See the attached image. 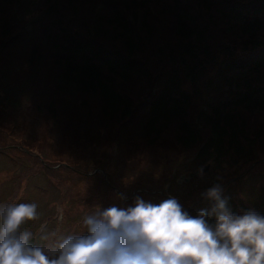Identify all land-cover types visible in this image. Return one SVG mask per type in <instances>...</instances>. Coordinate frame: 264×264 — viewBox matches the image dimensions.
Listing matches in <instances>:
<instances>
[{
  "label": "trees",
  "instance_id": "16d2710c",
  "mask_svg": "<svg viewBox=\"0 0 264 264\" xmlns=\"http://www.w3.org/2000/svg\"><path fill=\"white\" fill-rule=\"evenodd\" d=\"M117 1L84 8L83 0H49L24 18L16 11L20 0H0V128L27 150L34 143L57 151L99 146L121 134L147 148L196 146L194 170L211 165L200 184L205 192L221 185L212 172L224 162L260 161L254 153L264 147V0H128L129 11ZM62 9L69 12L56 13ZM163 29L170 35L161 36ZM215 69L231 72L229 96L198 102L200 80ZM223 197L233 214L264 216L261 197L241 213L229 194ZM197 201L182 210L193 217L210 211L205 195ZM29 243L39 242L31 236Z\"/></svg>",
  "mask_w": 264,
  "mask_h": 264
},
{
  "label": "rangeland",
  "instance_id": "374dc122",
  "mask_svg": "<svg viewBox=\"0 0 264 264\" xmlns=\"http://www.w3.org/2000/svg\"><path fill=\"white\" fill-rule=\"evenodd\" d=\"M127 1L117 2L129 11ZM101 2L106 3V0H83L84 8L89 3L99 8ZM48 3L49 0H26L18 13L28 18L33 7L46 8ZM80 3L81 0H78V6ZM150 7L155 13L154 6L150 4ZM68 12L67 9L56 11L62 15ZM127 20L134 25L129 16ZM166 29H163L161 36L170 35L165 32ZM105 39L107 43L110 42V39ZM149 43L155 45L158 42L153 40ZM230 74L228 71L211 70L198 84L204 99H194L202 103L207 100L213 105L226 99L229 96L226 76ZM192 85L187 81L186 90ZM48 140L45 139V142ZM112 142L99 146L80 143L76 148L67 147V151L34 143L31 150H27V147L18 148L15 138L0 128V210L12 204L35 203L37 218L25 222L21 230L29 231L32 236L38 234L39 243L36 246L51 256L62 238L86 234L84 220L96 214L99 208L134 206L137 197L158 204L169 199L161 190L168 185L171 176L177 177L194 170V164L189 162L196 153V146L185 149L166 144L147 148L138 141L132 143L127 140L124 134L115 143ZM50 143L54 144L53 140ZM60 146L64 147L62 144ZM42 152L44 158L39 157ZM254 157L260 158V161L239 165L224 162L212 172L221 178L223 195L232 197L240 213L260 197L264 199V147L255 152ZM58 158L66 160L68 166L59 165ZM207 163L210 162L198 165L197 169ZM209 167L211 171V165ZM199 175L201 179L191 177V181L187 180L184 182L186 185L180 188L176 187L174 181L171 184V194H177V201L185 211H190L197 199L206 193L200 187L202 183V187L205 185L204 173Z\"/></svg>",
  "mask_w": 264,
  "mask_h": 264
},
{
  "label": "clouds",
  "instance_id": "9594fccd",
  "mask_svg": "<svg viewBox=\"0 0 264 264\" xmlns=\"http://www.w3.org/2000/svg\"><path fill=\"white\" fill-rule=\"evenodd\" d=\"M205 196L212 207L196 217L175 198L99 208L85 218L86 234L62 238L51 256L20 230L37 218V205H8L0 210V264H264V216L233 214L219 184Z\"/></svg>",
  "mask_w": 264,
  "mask_h": 264
},
{
  "label": "water",
  "instance_id": "95a60500",
  "mask_svg": "<svg viewBox=\"0 0 264 264\" xmlns=\"http://www.w3.org/2000/svg\"><path fill=\"white\" fill-rule=\"evenodd\" d=\"M207 167H208V165L204 166L202 168V172H206L207 171ZM197 173H198V171L191 172V173L188 174L187 177H180V179H183L184 181H187L189 177H192V176H194Z\"/></svg>",
  "mask_w": 264,
  "mask_h": 264
},
{
  "label": "bare ground",
  "instance_id": "6f19581e",
  "mask_svg": "<svg viewBox=\"0 0 264 264\" xmlns=\"http://www.w3.org/2000/svg\"><path fill=\"white\" fill-rule=\"evenodd\" d=\"M209 168H210V167H209ZM207 175H208V174H207ZM228 186H229V185H228ZM232 187L234 188V186H232ZM229 188H230V187H229ZM229 188H228V189H229ZM234 189H235V188H234ZM236 189H237V188H236ZM238 190H239V189H238ZM229 191H230V190H229ZM239 191H240V190H239ZM232 192H233V191H232ZM232 192H231V193H232ZM234 192H235V191H234ZM235 196H236V195H235ZM241 196H242V195H241ZM242 197H243V196H242Z\"/></svg>",
  "mask_w": 264,
  "mask_h": 264
}]
</instances>
